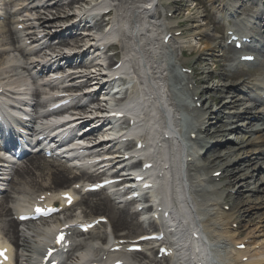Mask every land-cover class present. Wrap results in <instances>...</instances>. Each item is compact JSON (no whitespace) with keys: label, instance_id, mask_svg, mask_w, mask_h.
Wrapping results in <instances>:
<instances>
[{"label":"bare ground","instance_id":"obj_1","mask_svg":"<svg viewBox=\"0 0 264 264\" xmlns=\"http://www.w3.org/2000/svg\"><path fill=\"white\" fill-rule=\"evenodd\" d=\"M80 1L81 0H71L69 1L68 5L70 6ZM114 2L118 4L119 14L118 17L115 18L113 26L115 28L116 35H118L122 39L121 42L124 44V48L128 50V57L130 62L126 66L128 68H132L134 70L135 75H137L139 78V84H136V86L138 87L139 96L134 111L146 113L150 125L158 122L163 123L169 128H171L174 131L177 141H179L177 145L178 152H183L187 150V145L183 140H181L183 138L182 125H178V121L173 122L175 120V116L178 118V114L175 113L174 116L167 109V99H171L172 107L176 106L175 101L177 100V97L171 96L170 90L168 88L170 86L173 88L172 74L176 72V67L178 65L177 60L175 59V54L173 53V50L161 48L160 41L158 42L159 31H161V28L160 26L155 27L154 25H152L148 18L150 9H154V7L156 6V0H115ZM42 3L43 1H36L34 7L39 8ZM156 9H158L157 6ZM204 26L207 25H195L194 28L198 29V35L207 32H212L209 27ZM144 28H148L149 31L144 30ZM1 29L3 32L1 31L0 34V46L5 48V51L0 55V76L4 79H7V74H10L9 77H16L17 79L23 78V75L22 73H20L19 70H12L11 67L13 63H17L18 61L13 58L14 54H11V52L7 51V45L9 44V42L7 41L6 43H4V40L10 33L13 38V52H20L23 54L24 52H26V48L24 46H18L19 40L16 37V34L12 32L11 28H9V31L5 30V25L1 24ZM137 33H139V36L137 35ZM197 34L196 36H198ZM215 35L216 34H213V36ZM147 36L149 37L147 38ZM194 40L195 41L193 42L196 43V41H198L197 45H200V39L195 37ZM193 42H191L190 45H192ZM204 44V49L206 50H211L213 48L218 47V45L214 42H204ZM174 59L176 60L175 65L172 69H170L171 61ZM105 60H108V58H106ZM162 91L163 93H161ZM153 93L161 95L160 97L158 96V99L154 98L153 102L150 103L148 97H151ZM146 96L148 97L146 98ZM145 101L150 105L146 104ZM236 103L237 101H234L231 103V105L236 106ZM228 104L230 105V103ZM197 120L198 119L193 121L188 120L187 124L195 127ZM255 132H257L255 138H253V135L245 136L240 143L236 142L235 146L238 147L243 144L253 145L260 142H264V135L260 134L261 132L264 133L262 127L260 126L256 128ZM218 133H223L224 135L226 134V131H219ZM260 151L264 152V149ZM240 157L241 155H238L234 158V160L231 159L227 163H217V159H215L212 163L220 165L217 170L222 169L223 167L228 169L231 162L237 161ZM243 162L244 163L242 164H245L244 167L246 169L241 168L240 166L238 168H234L233 171L229 174L231 182L247 179H249L247 180V182H249L250 179L253 180L255 174L253 172H250V169L257 167L256 165H254L256 164L257 160L250 157L249 160ZM79 173L80 174H78V172L69 170L63 164L51 162L42 159L41 157H32L28 159V161L16 171V174L11 183L10 190L4 195V200L0 199V226H3L7 233H11V235H13L12 238L14 239L18 250H21L25 255L23 260L19 261V264H26L28 263V261H30L36 249V246L41 241V232H43L44 227L38 226L36 229H33V227L27 229L25 227L20 228L19 224H17L11 218L13 215L11 210L9 209L10 203H14L15 199L27 194L35 196L48 191H59L62 187L66 188L65 186H67L70 182L73 181L70 184L71 186L73 183L79 181L81 178L84 177L85 172L79 171ZM188 176L189 174L185 170H183L182 168H177L173 174V179L174 181L181 180V185L186 186L188 202L185 201V205L188 212L197 221L203 215H206L204 217L206 218L211 212V210L208 208L205 209L203 213H201L202 210L198 207L197 204H195L197 203V201L194 200V203L191 201V197L187 189L188 182L186 178H188ZM255 181L258 187L252 189L259 190L261 193H263L264 176L256 178ZM191 186H193L192 182ZM173 187L174 186L172 185L171 181H169L166 188L170 189ZM166 193L170 194V192ZM99 194L101 193L90 194L87 197H95ZM202 196L207 195L202 194ZM253 198L254 197H252V199H245L241 195L237 197V201L234 202V204H236L237 207H240V214L247 215L246 217H252L253 214L257 213V209H264V199L262 197L256 199ZM86 207V210H76L75 214L71 213L70 216L81 215L84 218H95L99 216H105L107 210H109L105 198H98L92 201L88 199V201L86 202ZM116 210L118 213V219H116L114 221V224H112V228L115 232L114 236L109 235L108 230H106L105 232H101V230H99L98 235L89 234L83 247L75 251V257L73 260L74 262H77L79 259H82L81 250L83 248H89V255L96 256L100 252L101 248L105 246L108 238L114 237L115 239H118L116 237L118 236V234H120L119 232L131 228V225L133 224L134 220L130 210L127 207H117ZM214 211L218 214H221L219 215L221 217V226L227 224L226 226L228 228V233L229 229L232 233L231 239H235V237L239 235V233L231 230V226L234 222H237V218H239L240 214L236 215L235 212H226L217 209H215ZM99 212H102L103 214H98ZM261 216L262 217L259 220L264 222V212L261 213ZM240 220H242V222L246 221L244 217ZM255 220L256 219L251 218L249 221L246 222L244 227L247 226V223L251 224ZM261 221L260 225L253 229L250 233L257 231L258 235L264 237V225H261ZM53 223L61 224V220L57 218L53 221ZM206 226L211 229L210 223H208V225ZM219 236L220 239H230V237L226 234H219ZM258 245L262 247V250L256 251V254H263L264 239L260 241ZM128 258L139 262L145 260L146 264H162L164 262L163 260H157L154 252L129 255ZM229 260L232 264H242L238 262L236 256H229ZM246 264H251V262Z\"/></svg>","mask_w":264,"mask_h":264},{"label":"rangeland","instance_id":"obj_2","mask_svg":"<svg viewBox=\"0 0 264 264\" xmlns=\"http://www.w3.org/2000/svg\"><path fill=\"white\" fill-rule=\"evenodd\" d=\"M171 1H173V0H171ZM167 3H170V2H167ZM179 6V5H178ZM183 15L186 13V15H188V19H184L183 17H181L182 18V20L183 21H185L186 23H187V25L189 26V29L190 28H192V25L193 24H196V23H194V19H195V17L197 16V11L199 10V8L198 7H195V6H193L192 5V3H190V2H184V7H183ZM184 22V23H185ZM214 26V25H213ZM212 25H210V27L213 29V28H215V27H213ZM192 34V32L190 33L189 32V30H187L186 32H185V35H186V37H191L190 35ZM210 156H212V155H210ZM70 184V183H69ZM102 197V196H101ZM97 198H100V196H98V197H94V198H91L92 200H94V199H97ZM87 200V199H86ZM85 200V201H86ZM91 204H94V203H91ZM108 204V203H107ZM80 210H86L87 209V207H86V203L84 204H82L80 207ZM108 208H109V210H107V212H106V215L107 216H109V218L110 219H112V221H113V224H114V221L118 218V213H117V210L115 209V208H113V205H111L110 203L108 204ZM98 214H103L102 212H99ZM133 224L134 225H136L134 222H135V218L133 217ZM131 225V228L130 229H128L127 231H125V232H122L121 233V235L123 234V233H127L128 234V236H136V232H137V230L139 229L137 226H134V225ZM126 230V229H125Z\"/></svg>","mask_w":264,"mask_h":264},{"label":"snow or ice","instance_id":"obj_3","mask_svg":"<svg viewBox=\"0 0 264 264\" xmlns=\"http://www.w3.org/2000/svg\"><path fill=\"white\" fill-rule=\"evenodd\" d=\"M67 198L69 199V203H71V197L68 196ZM36 211L41 213V214H44V213H46L47 210L42 209V208H37ZM85 230H87V229H85ZM64 240H65V234L62 232L57 236L56 243L62 244ZM241 247H242V245H241Z\"/></svg>","mask_w":264,"mask_h":264}]
</instances>
